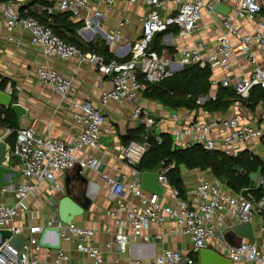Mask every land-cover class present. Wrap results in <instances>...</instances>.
<instances>
[{
	"label": "built area",
	"instance_id": "1",
	"mask_svg": "<svg viewBox=\"0 0 264 264\" xmlns=\"http://www.w3.org/2000/svg\"><path fill=\"white\" fill-rule=\"evenodd\" d=\"M26 1L28 0H10L4 8L7 31L11 32L20 25L31 33L32 42L40 45L45 55H54L62 59L79 57L81 60L93 63L99 72L113 74L114 87L104 92L103 103L111 99L120 103H134V118L144 122L150 131L145 134L144 140H132L120 146L118 157L128 164L136 165L141 161L150 146L148 140L150 133L156 134L162 142V137L156 130L158 120L151 116L150 110L143 104L145 84L139 79L138 72H141L149 81H160L173 75L179 69L175 68V64L181 68L188 64H199L202 67L209 65L212 69L220 66L225 75L221 80L213 78L212 85L220 84L233 88L241 97L237 101L239 105H243L244 100L250 97L254 86L264 87V65L258 63L256 54V50L264 52V30H259L254 34H240L234 23L235 17L255 19L263 10L262 0H233V4H230L229 0H146L148 13L143 20L142 34L134 42L128 44L131 57L124 61L117 58L107 60L103 54L84 51L77 45L65 41L50 25L29 14L27 9L25 13L17 9V6ZM104 1L108 4L115 2V0ZM89 2L90 0H52V4L46 5L45 8L50 12L58 9L79 15ZM217 2L229 4L230 12L225 14L216 11ZM204 10L219 14L228 32L238 37V42H233L228 33L219 36L216 51L209 55H203L201 52L203 42L193 47L187 45L181 50V59L176 63L168 54L159 53L153 48L151 42L155 35L170 26H178L181 36L192 35L198 27ZM94 15L103 17L104 13L96 10ZM95 24L99 26L93 17L86 18V26ZM259 24L264 28V17L259 20ZM107 35L108 39L113 41L117 38L118 32L114 30ZM233 56L246 57L257 65L246 74L234 79L229 74L233 69ZM37 72L55 90L65 95L68 94L74 100L78 109L73 114V118L81 125L82 130L76 140L66 142L60 137L42 136L31 126L13 127L3 122L6 114L2 111L0 104V128H4L6 133H11V136L15 134L13 150L16 162L12 166L20 170L22 174L17 181L0 186V229L10 228L15 233L25 232L27 234V240L21 248L11 244L9 239L3 242L0 246V264H40L39 252L45 247L40 244V235L47 226L60 227L62 242L65 239H73L77 243L78 250L88 254L97 264H128L120 260L105 261L101 256V249L95 243L94 229L77 225L74 222L65 223L58 215H53L45 224H33L28 230L14 224L15 218L20 214L24 199L34 193L44 180L55 181L59 172H65L77 162H80L83 168L86 166L97 168L100 163L98 157L90 155L79 157L78 152L85 147L98 148L100 146L105 123V115L101 107L89 100L81 102L75 100L76 89L71 80L65 78L58 69L41 66ZM212 97L215 98L216 95ZM203 98L201 96L198 101L201 103ZM262 104V111L255 123L245 121L242 113L214 120L213 123L205 122L198 117L191 122L189 127L175 130V140L182 147L199 143L208 149H214L222 143L227 153L236 156L240 153L237 143L252 139H260L264 142V103ZM218 122H221L224 127L220 134H216L213 128ZM189 133L194 134L192 140H181L183 134ZM173 166L172 163L158 170L159 181L165 185V189L169 185L167 172ZM102 177L109 184L108 197L113 205L108 210V214L114 217L120 226L121 231L116 241L122 250L132 240H149V234L143 233V229L149 228L153 223L162 224L170 218L176 220L182 231L189 235L193 242V251L199 254V259L184 255L178 250H166L154 256L153 264H201V248L210 247L211 244L219 242L224 243L226 248L224 254L234 262L246 260L250 264H264V250L251 242H242L239 245L230 244L225 239L226 229L223 228L224 214L240 222H251L255 213L264 214V195L255 201L241 198L236 194L223 192L219 181L203 179L186 198L181 195L178 188L172 187L174 202L162 203V195L142 186L141 175L120 180L117 176L103 172ZM23 178L28 180H23ZM258 184H264V179H261ZM7 192L14 194L16 197L14 202L4 201ZM122 193L132 194L139 199V203L124 201ZM121 213L126 214V219L133 228L131 235L122 231L124 221L119 218ZM51 236H54V233ZM54 264L74 263L69 262V254L61 246L57 249ZM136 264H140V261L137 260Z\"/></svg>",
	"mask_w": 264,
	"mask_h": 264
},
{
	"label": "crops",
	"instance_id": "2",
	"mask_svg": "<svg viewBox=\"0 0 264 264\" xmlns=\"http://www.w3.org/2000/svg\"><path fill=\"white\" fill-rule=\"evenodd\" d=\"M9 2L10 0H0V88L10 92H15L18 88L19 101L26 109V116L23 115L20 121L14 111L15 126L13 127L31 126L42 136L60 137L66 142L76 140L81 133V125L73 118V114L78 109L74 100L68 94L65 95L55 90L49 82L39 76L37 71L41 66L53 67L61 71L65 78L71 80L76 89L75 100L77 99L79 102L89 100L93 104L99 105L105 115L101 135L104 136V140H100V146L98 148L85 147L78 152L79 157L96 156L100 159V163L97 168L91 166L83 168V173L88 178L87 192L92 201L89 208L75 218L74 223L94 229L95 243L101 249V256L107 262L120 260L123 263L136 264V261L139 260L140 264H153L154 256L166 250H178L184 255H194L191 238L182 231L176 220L170 218H167L162 224L153 223L149 228L143 229V233L149 234V240H132L124 250L118 247L116 239L121 230L116 219L108 214L113 202L108 197L109 184L102 177V174L106 172L117 176L120 180L142 175L143 171L136 167L137 164L131 165L125 160L119 159V148L132 140H144L145 134L150 130L144 122L134 118V103H120L113 99L103 103L104 92L114 87L113 74H103L93 63L88 60H81L79 57L62 59L54 55H45L41 46L32 42L31 33L20 25L11 32L7 31L4 8ZM233 2V0H229L230 4ZM51 4L52 0H28L17 6V9L22 13H25L27 9L29 14L38 19L55 23L60 30L81 41L87 52L106 54L107 58L113 57L122 61L130 59L131 49L128 44L141 36L143 20L148 13L146 0H115L113 4H108L104 0H90L88 6L79 15H73L69 12L70 15L67 18L61 14L68 11L55 9L50 12L45 8L46 5ZM96 10H101L104 16L96 17L94 15ZM87 17H93L99 26L96 24L93 25L94 27L86 26ZM262 17H264V10L255 19L235 17L234 23L240 34H254L259 30H264L259 24ZM70 23L81 24L75 28ZM114 30L118 32V36L115 40L110 41L107 33ZM227 33L233 42H238V37L228 32L219 14L204 10L198 27L192 35L181 36L178 26L173 25L159 32L153 48L159 53L168 54L176 63L181 59V50L187 45L193 47L199 42H203L202 54L214 53L219 36ZM256 54L258 63L264 65V52L256 50ZM232 61L233 69L229 74L234 79L246 74L257 65L246 57L233 56ZM175 68H179L177 71L181 70L177 64H175ZM224 75L225 72L218 66L213 69L211 80L213 78L221 80ZM219 86L220 84L213 86L208 96L203 95L204 98L201 103L216 95ZM262 103L264 102L251 107L246 102H244L246 105H239L238 102H235L227 110L207 111L203 107H169L156 98L143 95V104L150 110L151 116L158 120L157 132L170 133L176 147L182 146L175 140V130L189 127L191 122L198 117L205 122L213 123L214 120L230 117L235 113H242L245 121L255 123L262 111ZM141 125L145 126V131L140 137L127 138L126 135L130 129L139 128ZM213 128L216 134H220L224 130L221 122L215 124ZM11 137L9 136L7 140L13 150L14 143ZM193 138L194 134L189 133L183 134L181 140L189 141ZM237 146L240 152L248 149L264 159V142L260 139L240 142L237 143ZM224 148L225 146L219 143L214 149L225 151ZM15 162L16 157L11 158L10 164L13 165ZM181 174L185 191L184 194L180 193L185 198L189 197L190 192H193L203 179L219 181L223 192L246 198L242 194L243 189L239 192L235 191L226 181L217 178L210 168H188L181 165ZM66 176V171L59 172L55 181L44 180L34 193L24 199L20 214L15 218L14 224L28 230L31 225L45 224L53 215H58L59 201L65 195ZM261 179L264 178L260 170L251 174L252 183L247 188H250L252 196L255 188L264 187V184H258ZM23 180L28 179L23 178ZM172 187L176 186L169 181V185L161 197L162 203L174 202ZM122 194L124 201L139 203V199L132 194ZM15 198L12 192H7L4 201L12 203ZM224 216L223 228L226 231L243 223L231 218L228 214H224ZM119 218L124 221L122 231L131 235L133 228L128 223L126 214L121 213ZM251 225L253 239L243 236L242 242L254 243L259 249L264 250V214L255 213ZM62 247L68 252L70 263L97 264L88 254L78 250L77 243L73 239H65L62 242ZM210 247L222 253L226 251L223 242L211 244ZM56 254L57 249L42 248L39 252L40 264H54ZM234 264L250 263L246 260H240Z\"/></svg>",
	"mask_w": 264,
	"mask_h": 264
},
{
	"label": "trees",
	"instance_id": "3",
	"mask_svg": "<svg viewBox=\"0 0 264 264\" xmlns=\"http://www.w3.org/2000/svg\"><path fill=\"white\" fill-rule=\"evenodd\" d=\"M262 1L264 2V0ZM61 15L67 18L70 13L63 12ZM40 21L50 25L65 41L86 51L81 41L60 30L55 23L47 20ZM70 24L77 28L81 23ZM104 55L107 58L106 54ZM111 58L113 57L107 58V60ZM212 74L213 69L211 66L202 67L199 64L185 65L181 70L160 81H149L141 72H138L139 79L145 84L143 95L156 98L166 106L174 108L183 106L187 108L203 107L207 111L227 110L241 99L235 90L230 87L220 85L215 98L210 97L204 103L198 101L201 96L211 93L213 87ZM244 102L251 107L264 102V87L254 86L250 97L245 99ZM2 109L6 114L3 122L15 126L13 120L14 110L11 107H2ZM144 127V125H141L139 128L130 129L126 135L127 138L140 137L142 132L145 131ZM160 136L162 142L159 141L156 134L150 133L148 139L150 146L136 167L140 171L156 170L159 167L173 163L174 166L168 170L167 177L174 186L179 188L182 194H184L185 186L181 174V165L188 168H210L217 178L226 181L231 188L238 192L251 186V174L253 172L260 170L264 178V159L248 149L234 156L220 149H208L199 143L184 148L176 147L170 133H160ZM11 139L14 143L15 134L12 135ZM263 195V186L253 190L254 198L259 199ZM191 255L195 259H199V254Z\"/></svg>",
	"mask_w": 264,
	"mask_h": 264
},
{
	"label": "water",
	"instance_id": "4",
	"mask_svg": "<svg viewBox=\"0 0 264 264\" xmlns=\"http://www.w3.org/2000/svg\"><path fill=\"white\" fill-rule=\"evenodd\" d=\"M215 10L221 13H228L231 6L227 3L217 2ZM159 33H157L151 42L154 46ZM182 69V68H181ZM18 88L15 92H10L7 89L0 88V104L3 107H11L19 117V121L23 115L26 116V109L19 101ZM11 133H6L4 128H0V186L10 184L17 181L21 177V171L13 168L10 164L11 158H14L15 151L7 140ZM100 140H104L101 136ZM65 195L61 197L58 204V216L65 223L71 224L78 215L84 213L91 204V197L87 192L88 178L83 173V166L77 162L74 166L66 170ZM142 186L152 192H157L163 195L165 192V185L159 181V172L157 170H145L141 175ZM242 194L255 201L250 194V188H244ZM54 233V236L51 234ZM62 230L60 227H45L40 235V244L45 247L58 249L62 246ZM225 239L232 245H239L242 243V237L248 236L253 239L251 222H243L231 229L225 231ZM18 248H21L27 240L25 232L15 233L10 228L0 229V246L5 240ZM201 264H234V261L212 247H204L200 250Z\"/></svg>",
	"mask_w": 264,
	"mask_h": 264
}]
</instances>
